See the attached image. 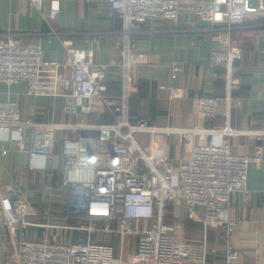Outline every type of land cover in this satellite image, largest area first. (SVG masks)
<instances>
[{"label": "built area", "instance_id": "obj_1", "mask_svg": "<svg viewBox=\"0 0 264 264\" xmlns=\"http://www.w3.org/2000/svg\"><path fill=\"white\" fill-rule=\"evenodd\" d=\"M28 1L39 12L49 1L45 20L60 15V0ZM103 1L122 21V29L115 33L120 38L116 45L123 47L128 58L137 48L135 38L149 24H179L182 18L193 17L216 27L213 32L231 36L245 26L248 18L264 17V0ZM63 43L65 61H48L41 46L26 45L19 36L7 34L0 40V84L25 83L30 95L63 97L84 113L91 107L83 101L98 99L116 121L95 126L40 123L23 118L16 102L0 101V129L10 134L20 149L29 141L33 154L51 155L63 127L72 132L84 130L63 142L62 187L67 190L68 201L62 223H33L30 219L38 212L23 193L0 198L12 243L11 264H207L210 253L215 252L209 250L208 232L220 228L225 230V264H239L240 252L232 241L237 224L229 208L235 195L247 196L249 170L260 162L261 149L257 148L252 157L234 155L227 129L163 130L142 121L132 123L129 71L133 66L150 64L151 57L136 53L132 66L115 61L98 64L92 51L79 49L67 40ZM225 46L212 51L210 63L225 71L226 103L230 108L231 94L239 87L235 64L242 60V54L231 37ZM113 67H122L128 79L121 95L107 97L104 82ZM61 68L70 69L71 76L63 77ZM172 72L175 78L180 68L173 66ZM160 89L171 96L177 94L171 87ZM219 106L216 99H201L196 112L202 119H214ZM137 134L149 135L150 148L155 151L163 150L158 141L162 135H178L183 141L193 138L194 142H188L187 157L176 164L165 152H146ZM1 153L6 155L8 151L2 147ZM170 206L181 207L184 218L166 223ZM81 220L87 224L80 225ZM186 221L202 225L201 240L188 239ZM32 227L45 228L48 233L40 239H29ZM74 233L85 236L77 239ZM98 234L119 237L121 245L116 250L113 242L96 243L93 238Z\"/></svg>", "mask_w": 264, "mask_h": 264}, {"label": "crops", "instance_id": "obj_2", "mask_svg": "<svg viewBox=\"0 0 264 264\" xmlns=\"http://www.w3.org/2000/svg\"><path fill=\"white\" fill-rule=\"evenodd\" d=\"M60 3L58 18L45 20L49 1L39 12L28 0H0V40L7 34L19 36L26 45L41 46L46 60L61 63L66 57L63 40L79 49L92 51L98 64L115 61L129 66L131 63L132 66L136 53L148 55L152 59L150 64L136 65L129 71L132 87L129 118L132 123L145 119L149 127L163 130L227 129L230 132L227 140L234 155L252 157L260 148L261 160L249 170L247 196L235 195L229 209L237 224L232 241L240 252L239 264H264V17L248 18L245 26L231 36L213 32L216 27L193 17H184L179 24H149L135 38L137 48L128 58L123 47L116 45L120 38L115 33L122 29V21L107 2L60 0ZM54 33L66 35L59 37ZM227 37H231L242 53V60L235 64L239 87L231 94L230 108L226 103L225 72L210 63L212 51L222 49ZM173 66L180 68L175 78ZM60 74L69 78L71 70L61 68ZM124 74L122 67L109 70L104 82L105 96L115 97L123 93L128 79ZM160 86L176 89V96L161 90ZM207 98L219 101V112L214 119H202L196 112L197 102ZM0 101L16 102L23 118L40 123L95 126L116 121L101 100L90 101L89 113L79 112L72 101L67 104L63 97L30 95L25 83H1ZM80 131L84 132H72L63 127L54 152L42 155L30 152L29 141L20 149L11 135L0 129V198H13L23 193L38 212L30 219L33 223H62L68 201L67 190L62 187L63 142ZM87 134L96 135L94 131ZM173 136L159 138L161 151L150 148L149 140H145L147 152L157 155L165 152L178 164L179 158L187 157L188 142L194 140L183 141L179 136L173 140ZM2 147L8 151L6 155L1 153ZM171 208V212L178 215L177 220L184 218L181 207ZM197 224L201 227L199 234H203L202 225ZM224 232V228L209 231L208 247L215 252L210 253L207 264H225ZM46 233L45 228L32 227L28 238L40 239ZM11 260L12 243L0 206V264H11Z\"/></svg>", "mask_w": 264, "mask_h": 264}, {"label": "rangeland", "instance_id": "obj_3", "mask_svg": "<svg viewBox=\"0 0 264 264\" xmlns=\"http://www.w3.org/2000/svg\"><path fill=\"white\" fill-rule=\"evenodd\" d=\"M177 32H181V30H178ZM228 38V37H227ZM226 45V44H225ZM226 46H224L222 49H219V50H223L224 48H225ZM239 49V48H238ZM214 51H216V50H214ZM218 51V50H217ZM241 52V51H240ZM242 54V53H241ZM220 69H222V70H224L223 68H220ZM225 72V71H224ZM235 78L237 79V73H236V76H235ZM225 80H226V78H225ZM238 80V79H237ZM226 86H227V83H226ZM238 89V88H237ZM235 91H236V89H235ZM234 92V91H233ZM141 122V121H140ZM142 122H145L147 125H148V123H147V121L144 119V120H142ZM139 123V122H138ZM136 124V123H135ZM163 136V135H162ZM173 136V135H172ZM176 137L178 138V136H173V140H176ZM136 139H137V141H138V143L140 144V145H142V147L144 148V150L147 152V147H148V144H146L145 145V140H149V142H150V136L149 135H147V134H137L136 135ZM182 150H183V148H182ZM184 151H185V148H184ZM183 155H184V152H183ZM179 159H182V158H179ZM171 213H173V212H171ZM174 215H172L173 217L171 218V217H169L170 215H168V217H167V221H174L175 219H177L176 218V216H178L175 212L173 213ZM78 221V220H77ZM167 223V222H166ZM79 224L80 225H82V226H85L87 223L85 222V221H83V220H81V221H79ZM209 233V232H208ZM197 233L196 232H193V231H188V236H195ZM74 235H80V236H85V234L84 233H74ZM200 237H202V233L200 234ZM198 240H199V238H198ZM113 245H114V247L116 248V250L119 248V246L121 245V238H119V237H116V236H113Z\"/></svg>", "mask_w": 264, "mask_h": 264}, {"label": "trees", "instance_id": "obj_4", "mask_svg": "<svg viewBox=\"0 0 264 264\" xmlns=\"http://www.w3.org/2000/svg\"><path fill=\"white\" fill-rule=\"evenodd\" d=\"M234 92H232V95H233ZM113 116V115H112ZM172 206L169 207V212L167 214V217L168 215H170L169 217H173L172 215H174L173 213H171L172 211ZM167 217H166V222L168 224H171L173 223L174 221H176L177 219H175L174 221H167ZM86 222V221H85ZM186 226H187V237L189 240H193V241H196L198 240L199 238V225L197 223H194V222H189V221H186ZM201 228V227H200ZM188 231H193V232H196L197 234L195 236H188ZM81 236L80 235H77V239L80 238ZM94 242L96 243H109V242H113V237L112 236H109V237H104L103 235H96L94 236L93 238Z\"/></svg>", "mask_w": 264, "mask_h": 264}, {"label": "water", "instance_id": "obj_5", "mask_svg": "<svg viewBox=\"0 0 264 264\" xmlns=\"http://www.w3.org/2000/svg\"><path fill=\"white\" fill-rule=\"evenodd\" d=\"M88 104H89V101H88V100H84V101H83V105H86V106H87ZM76 109H77V111H79V112L81 111V107H76Z\"/></svg>", "mask_w": 264, "mask_h": 264}]
</instances>
